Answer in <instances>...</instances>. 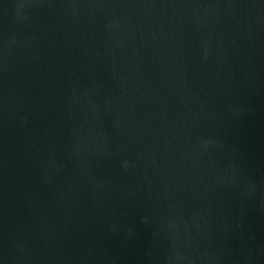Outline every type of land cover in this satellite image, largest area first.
<instances>
[{
  "label": "water",
  "instance_id": "1",
  "mask_svg": "<svg viewBox=\"0 0 264 264\" xmlns=\"http://www.w3.org/2000/svg\"><path fill=\"white\" fill-rule=\"evenodd\" d=\"M0 264H264V0H0Z\"/></svg>",
  "mask_w": 264,
  "mask_h": 264
}]
</instances>
